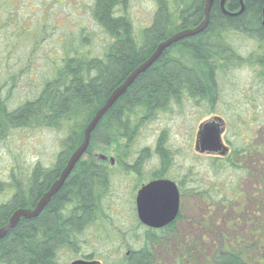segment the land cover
<instances>
[{"label": "trees", "instance_id": "16d2710c", "mask_svg": "<svg viewBox=\"0 0 264 264\" xmlns=\"http://www.w3.org/2000/svg\"><path fill=\"white\" fill-rule=\"evenodd\" d=\"M204 1L155 0L157 9L150 26L137 30L127 11L129 0H92L91 18L105 41L99 55L88 50L92 35L81 31L76 42L62 47L63 58L51 77L33 88L29 97L17 106L12 107L9 103L14 77L10 78L12 87L8 90L7 82L0 84V146L9 143L17 132L49 130L58 134L60 148L51 166L40 161L26 165L18 161V152H13L9 179L0 180V195L8 197L0 204V228L16 210H31L36 206L82 143L84 130L95 113L111 93L150 58L156 47L171 36L200 24ZM219 1L213 0L209 24L204 32L168 48L105 113L91 134L86 153L42 213L31 220L21 219L0 240V264H61L62 257L72 254L82 255L83 261H91L80 252L91 236V229L103 234L99 239L112 237L109 225L112 208L107 202L112 164L96 153L112 147L116 165L139 177L142 165L151 156L150 147L137 148L136 142L141 131L159 114L171 113L174 109L182 111L185 104L190 103L199 110L214 112L217 101L231 85L229 80L234 76V70L243 65L255 66L257 78L264 86V52L243 57L235 44L236 38H245L264 45V0H242L244 11L236 17L224 15L219 9ZM169 6L177 12L172 13ZM224 9L229 14L239 12V1L227 0ZM231 124L227 122L230 130L233 129ZM166 141L162 130L152 148L159 166L141 182L169 179L166 175L172 157ZM227 146L229 161L224 160L225 156L209 163L208 171L215 177L238 172L241 167L233 159L255 154L264 159V148L234 143ZM252 176L254 184L258 179L264 187L261 179L264 175ZM255 185L258 188V184ZM177 186L181 199L185 189L183 183ZM217 187L218 184L212 182L206 191L195 192V195H200L207 203L230 207L217 197ZM239 194L235 193L237 196L233 200L238 198L241 204L244 195ZM180 221L179 213L172 224L162 229L143 228L138 249L125 255L119 251V257L106 264H156L154 247L162 245L167 237L175 238V226ZM119 235L124 237L123 233ZM248 237L256 243L253 254L242 253L236 248L241 242L236 236L233 241L219 239L208 256L199 261L194 258L197 247L191 252L178 238L175 248L178 254L172 255L171 258L177 257L173 258L172 264H264L262 221Z\"/></svg>", "mask_w": 264, "mask_h": 264}, {"label": "rangeland", "instance_id": "374dc122", "mask_svg": "<svg viewBox=\"0 0 264 264\" xmlns=\"http://www.w3.org/2000/svg\"><path fill=\"white\" fill-rule=\"evenodd\" d=\"M171 4L173 6L174 3ZM169 7L172 13L177 12L175 6ZM91 8L92 0H0V84L7 82L8 90L10 78L14 77V87L9 91L12 107L27 99L33 88L51 77L63 58L62 47L69 42H76L81 31L92 35L88 50L93 55H99L105 41L92 21ZM156 9L155 0H129L127 11L134 27L140 30L150 26ZM174 18L177 21V17ZM235 44L243 57L264 52V45L253 40L236 38ZM256 72L255 66L250 65L235 69L234 76L229 80L231 85L217 101L214 112L199 110L190 103L185 104L182 111L174 109L171 113L159 114L141 131L136 142L137 148L150 147L151 156L142 165L139 177L116 165L112 147L96 153L99 158L105 157L104 161L111 163L112 160L113 171L107 200L112 208L109 213L112 237L99 239L101 232L97 234L92 228L83 252L80 249L84 256L106 264L119 257L117 252L125 255L140 247V236L145 227L136 223L139 221L136 218L135 197L137 191L146 184L141 182L142 179L148 178L159 166L152 148L162 130L167 138V151L172 157L166 176L176 184L183 183L185 195L180 199L181 221L175 226L177 235L175 238L167 237L162 245L153 248L155 263L172 264L173 258H177H171L172 255L178 254L175 251L178 238L191 252L197 247V253L194 254L197 261L208 256L219 239L233 241L236 236L241 239L236 246L240 252H255L256 243H252L248 235L257 229L259 222L264 224V194L261 191H264V187L256 179L257 188L252 175H264L263 157L255 154L233 159L241 167L239 173L228 172L215 177L208 169L212 159L225 157L227 145L231 143L264 148V86L259 82ZM215 119L221 120V124H216L223 132L220 137L224 155L199 153L195 149L199 127ZM228 121L232 123L231 130L227 126ZM58 141V134L49 130L17 132L9 143L0 146V180L8 181L15 151L18 152V161L26 165L40 161L51 166L60 151ZM225 158L226 161L230 160L228 156ZM132 163L129 160V164ZM261 179L264 180V177ZM212 182L218 184L217 197L225 200L230 207L207 203L200 195H195V192L206 191ZM235 193H243L241 204L238 198L233 200L237 196ZM7 198V195H0V204ZM119 233H123L124 237H120ZM81 257L72 254L62 257L60 263L83 261Z\"/></svg>", "mask_w": 264, "mask_h": 264}, {"label": "water", "instance_id": "95a60500", "mask_svg": "<svg viewBox=\"0 0 264 264\" xmlns=\"http://www.w3.org/2000/svg\"><path fill=\"white\" fill-rule=\"evenodd\" d=\"M227 0L219 1V9L229 17H236L243 13L244 5L242 0L239 1L240 10L237 13L229 14L225 11L224 6ZM213 7V0L204 1L203 20L199 25L192 29L179 32L169 39L160 43L153 54L143 64L136 68L126 80L116 88L106 100L105 104L95 113L92 120L86 126L83 133V140L79 147L70 155L64 169L58 176V179L50 186L48 191L41 197L36 206L29 209L16 210L8 220L6 226L0 228V240L3 239L12 229L16 227L21 219L31 220L38 217L46 205L62 188L66 179L71 174L75 165L86 153L92 132L105 113L123 96L128 88L142 75L168 48L175 45L184 38H188L204 32L209 24L210 12ZM264 14V8H263ZM220 119H215L212 123L203 124L199 127L196 140V151L199 153L207 152L209 154L218 153L223 155L225 149L221 143L222 130L219 128ZM106 160V158H102ZM112 163V160H111ZM180 196L176 185L169 180H156L143 185L136 193L135 212L136 217L141 225L152 230L162 229L172 224L179 215ZM71 264H100L95 261H75Z\"/></svg>", "mask_w": 264, "mask_h": 264}, {"label": "flooded vegetation", "instance_id": "af4514ba", "mask_svg": "<svg viewBox=\"0 0 264 264\" xmlns=\"http://www.w3.org/2000/svg\"><path fill=\"white\" fill-rule=\"evenodd\" d=\"M224 131V133L226 132L225 130H223ZM223 133V132H222ZM227 147V146H226ZM228 149V148H227ZM225 153H227V150H226V152ZM226 156V155H225ZM221 157V156H220ZM157 180H169V179H166V178H161V179H157ZM155 181V180H154ZM173 182V181H172ZM175 183V182H174ZM175 185L177 186V184L175 183ZM178 188V187H177Z\"/></svg>", "mask_w": 264, "mask_h": 264}]
</instances>
